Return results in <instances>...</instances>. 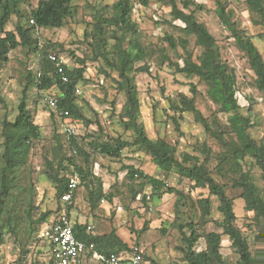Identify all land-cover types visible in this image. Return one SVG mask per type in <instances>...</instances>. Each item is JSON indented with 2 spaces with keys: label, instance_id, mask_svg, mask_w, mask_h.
Segmentation results:
<instances>
[{
  "label": "trees",
  "instance_id": "obj_1",
  "mask_svg": "<svg viewBox=\"0 0 264 264\" xmlns=\"http://www.w3.org/2000/svg\"><path fill=\"white\" fill-rule=\"evenodd\" d=\"M76 1L78 0H37L35 5H32L31 0L0 1V67L2 62L7 60L8 53L17 47H20L26 56H35L37 59L36 73L34 76L29 73L26 77L12 118L8 116L6 101L0 89V245L7 234L14 236L18 241L19 254L12 264L51 262L49 252L43 260H31L29 257L32 246L42 240L38 233L49 214V211H43L36 217L32 216L35 209L34 185L24 169L29 150L41 137L40 127L35 123L27 103V90L32 85L38 92L53 87L58 89L59 93L54 97L58 109L68 112V115L61 119L69 122L80 120L86 126L96 123V130L88 135L90 139L86 143L87 147L69 135L67 153L60 152L61 146L57 144L52 149L51 157L43 158L42 173L53 183L55 196L60 202L71 205L62 201L61 195L67 191L73 174L79 178L78 186L82 185L86 190L90 209L96 208L102 199L111 202L112 195L107 193L101 177L97 175L98 164L94 157L100 155L119 158L124 149L143 152L160 171L175 174L178 182L187 179L191 188L208 191V195L195 199L199 221L183 219L179 210L186 198L183 191L131 165L123 167L126 169V178L133 182L131 192L134 200L146 201V194L140 195L146 186L150 188V197L175 195L176 210L172 226L179 232L183 245L177 248L181 254L180 262L174 264H225L220 251L223 236L227 237L237 254V264H261L264 261V143L250 136L248 129L252 127L253 122L248 115L241 113L240 105L232 100L235 75L227 62L221 58L214 37L203 23L197 21L191 9L196 6L194 0H181L182 9L177 7L175 0L169 1L170 13L174 20L180 21L182 28L195 36V45L199 49L195 55L187 53L181 63L175 62L172 67L186 77H197L205 85L206 96L216 106L215 111L226 116L227 127L220 129L211 125L209 119L195 105L197 90L191 84L192 95L188 97L183 93L178 94L170 101V108L179 115L183 112L191 113L194 121L203 127L209 138L217 142L220 149L213 152L203 141L195 144V153L181 152L178 155L175 145L162 137H149L140 120L135 76L142 72L148 73L150 68L147 65L146 48L139 39L138 25L131 17L133 4L130 0H113L111 4L103 5L105 12L100 6L87 3L91 10L89 19L85 20L83 41L90 48L91 60L99 64V72L110 77L115 89L123 93L125 100L118 114V122L124 130L132 132V138L123 139L104 134L97 120L92 121L83 115L76 101L75 90L80 82L85 81V58L74 57L73 51H69L74 57L75 65L70 67L64 61L63 70L67 80L63 81L54 61L49 57L54 54L62 58L59 54L63 50L62 44L49 41L40 44L35 37L41 28L62 27L76 12ZM243 1L252 15V24L263 27L260 36L264 37V0ZM142 2L146 4V0ZM213 2L215 11L230 30L236 48L247 58L255 75V82L264 93V59L253 43L252 36L247 35L244 29L237 25L232 10L227 8L224 1ZM13 19V28L6 29V24ZM164 39L171 47H175L171 36L165 35ZM179 45L186 50L187 40L179 39ZM168 64L171 65L170 62ZM2 110L4 112L1 114ZM52 112L55 114L53 110ZM214 120L216 121V118ZM173 121L177 124L176 118H173ZM79 157L84 160L83 164L78 162ZM245 158L250 161L247 169L242 166ZM228 159H233L239 169L237 176L228 178L229 185L240 191L238 197L242 199L243 210L250 214V219L257 227L253 252L240 229L234 226V199L225 193L224 186L215 181L211 174V161H215L213 170L218 171V167ZM252 166L259 169L262 186L257 185L251 175ZM212 196L218 202L216 211L219 213V217L213 222L221 231H200L199 225L204 226L211 215ZM62 214L65 213H60ZM65 215L69 219V213ZM71 225L74 237L87 247L93 244V249L97 252L126 253L131 249L114 229L107 233L94 234L86 230V223L73 221ZM145 228L144 226L143 229ZM200 239L203 240L204 246L197 249ZM87 253L90 254L89 251ZM142 258L143 264H156L143 251Z\"/></svg>",
  "mask_w": 264,
  "mask_h": 264
},
{
  "label": "rangeland",
  "instance_id": "obj_2",
  "mask_svg": "<svg viewBox=\"0 0 264 264\" xmlns=\"http://www.w3.org/2000/svg\"><path fill=\"white\" fill-rule=\"evenodd\" d=\"M35 5L37 0H31ZM88 1V2H87ZM81 0L76 1L78 8L72 17L68 18L60 28H41L35 34L40 44L46 42L61 43L63 50L59 52L63 61L72 67L75 65L74 57H84L86 60L85 81L76 86L77 103L83 115L92 121H98L104 134L119 136L123 139H131L132 132L124 130L118 122V114L125 100L122 92L115 89L110 77H106L98 70V63L91 60V52L83 41L85 20L89 19L90 8L87 3H94L106 11L103 5H109L113 0ZM133 4L132 20L137 23L139 39L145 46L148 57V73L142 72L135 76L140 102V120L145 126L146 134L151 138L162 137L165 141L176 146L177 155L181 152L195 153L193 149L196 143L205 141L213 152L220 147L214 139L209 138L203 127L194 121L189 112L181 115L170 108V101L178 94L183 93L190 97V85L196 87L195 105L201 113L209 119L213 126L226 129V116L217 113L216 106L205 94V85L197 77H186L174 70L175 62H182L187 53L197 54L199 49L195 45V36L186 32L178 20H174L170 13V0H130ZM227 4V8L233 12V19L237 25L244 29L247 35L252 36V41L264 59V37L260 36L263 27L252 24V15L248 11L243 0H221ZM196 6H192L197 21L203 23L220 52L221 58L227 62L235 75L232 100L240 105L241 113L248 115L253 122L248 132L255 140L264 143V93L255 82V75L250 69L247 58L240 52L230 30L222 21L221 16L215 11L213 0H194ZM178 8H183L181 0H175ZM187 11V9L185 10ZM13 21L6 24V29L13 28ZM165 35L173 38L175 47L164 39ZM179 39L187 40L186 50L179 45ZM73 51L74 57L69 54ZM171 63L168 64V63ZM37 59L35 56H26L20 47L11 50L7 60L0 67V89L5 98L7 113L12 118L16 112V104L21 96V91L26 77L36 73ZM140 64V63H138ZM137 64V65H138ZM59 93L56 87L50 90L38 92L35 86L27 90L28 107L33 114V119L40 127V139L29 150L26 175H30L34 185V205L32 216L36 217L40 212L49 211L46 223L56 219L60 213H69V221H82L91 224L98 233H107L114 229L117 235L130 247L140 248L150 260L156 264H174L180 262L181 254L178 247L182 246L180 234L172 226L175 215V195L163 194L161 197H150L148 186L143 188L146 201L141 202L132 198L131 182L126 178V165L140 169L145 173L162 179L166 184L174 186L186 195L184 204L179 207L183 219L191 218L199 221V210L195 199L208 195L207 189L191 188L187 179L178 182V177L172 173L160 171L143 152H132L124 149L119 158H108L96 155L97 175L101 177L107 193L112 195L111 202L100 201L93 210L89 208L86 198V190L78 186L75 198L71 205L60 202L55 196L53 183L42 173L43 158L51 157L52 149L57 144L61 146L60 152H68L67 126L74 128L72 135L75 140L87 147L90 135L96 130V123L86 126L82 121L63 120L49 108L48 97H55ZM4 111H1V114ZM176 118L177 124L173 121ZM216 118V121L214 120ZM83 138V139H82ZM81 139V141H80ZM80 164L84 160L77 158ZM215 161H211L212 176L222 184L225 193L234 199V212L236 220L234 226L239 228L245 237L250 250L253 252L256 246L255 236L257 227L250 219V214L243 210L242 199L238 197L239 190L229 185V177L237 176L239 169L233 159H228L214 171ZM250 161L245 158L242 162L244 169L248 168ZM251 175L257 185L262 186L259 177L260 171L252 166ZM25 182V181H24ZM217 200L211 197V215L204 226L199 225L200 231H217L218 227L213 220L219 217L216 211ZM68 206L69 211H67ZM180 214V213H179ZM146 227L143 229V227ZM36 237V233L34 234ZM203 240L200 239L197 249L203 248ZM18 241L12 235H6L0 245V264H12L19 254ZM30 259L43 260L49 252V244L38 240L31 248ZM220 251L225 264H237V254L230 246L227 237L223 236ZM93 259L88 258V263ZM264 264V261L261 263Z\"/></svg>",
  "mask_w": 264,
  "mask_h": 264
},
{
  "label": "built area",
  "instance_id": "obj_3",
  "mask_svg": "<svg viewBox=\"0 0 264 264\" xmlns=\"http://www.w3.org/2000/svg\"><path fill=\"white\" fill-rule=\"evenodd\" d=\"M4 1V0H0ZM50 59L54 61L57 72L61 75L62 80L66 81L64 75L63 59L54 54L49 55ZM47 104L55 115L59 118L67 116L68 112L59 110L57 100L54 97L47 98ZM66 131L68 135L74 134V128L67 126ZM79 178L73 174L68 183V189L61 195V200L70 203L78 188ZM88 232H93L91 225L86 226ZM38 236L49 244V257L51 262L49 264H82L81 255L84 252H90L98 263L103 264H143L142 250L138 247H131L130 251L126 253H100L93 249V244L88 247L74 237L72 225L65 214L60 215L58 218L45 223Z\"/></svg>",
  "mask_w": 264,
  "mask_h": 264
},
{
  "label": "crops",
  "instance_id": "obj_4",
  "mask_svg": "<svg viewBox=\"0 0 264 264\" xmlns=\"http://www.w3.org/2000/svg\"><path fill=\"white\" fill-rule=\"evenodd\" d=\"M74 198H75V195H74ZM73 198V199H74ZM101 201H104V199H102ZM70 203H72V201L70 202ZM69 203V204H70ZM71 222H73V221H71ZM70 222V223H71ZM78 222H80V223H85V222H82V221H78ZM87 225H91V224H87ZM92 227H93V225H91ZM93 229H94V227H93ZM93 233L94 234H102V233H98V232H96L95 230H93ZM88 258H91V259H93V262L92 263H88ZM81 260H82V264H99L93 257H91V255L90 254H88L87 252H84V253H82V255H81Z\"/></svg>",
  "mask_w": 264,
  "mask_h": 264
}]
</instances>
